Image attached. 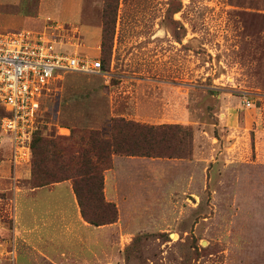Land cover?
<instances>
[{"label": "rangeland", "instance_id": "rangeland-1", "mask_svg": "<svg viewBox=\"0 0 264 264\" xmlns=\"http://www.w3.org/2000/svg\"><path fill=\"white\" fill-rule=\"evenodd\" d=\"M69 1L39 29L0 22V32L53 33L64 48L102 63L98 75L52 81L36 147L72 144L125 118L187 130L191 156H122L138 158L120 176L133 196L120 205L123 231L96 233L90 254L59 239L48 244L46 228L34 244L41 252L28 248L15 230L13 186L1 187L0 264H62L72 251V264H264V164L255 158L264 143V0H82L79 21ZM0 155L4 179L31 186L24 174L36 152L25 168L13 166L9 148L0 146ZM87 210L98 221L111 216L95 204Z\"/></svg>", "mask_w": 264, "mask_h": 264}, {"label": "trees", "instance_id": "trees-1", "mask_svg": "<svg viewBox=\"0 0 264 264\" xmlns=\"http://www.w3.org/2000/svg\"><path fill=\"white\" fill-rule=\"evenodd\" d=\"M3 115L4 110L1 108L0 118ZM103 129H108V133L105 134ZM37 133L38 131L31 144V165L35 152L37 159L29 185L40 188L73 180V190L82 216L86 222L96 227L117 221L116 206L106 202L104 197V175L111 169L115 155L159 159H187L191 156L192 136L177 125L147 126L125 118H113L100 128L82 135L72 144L51 141L47 150L36 147ZM48 161L57 169L43 167ZM86 203L95 204L98 210L110 213L111 216L106 221H98L97 215L88 212Z\"/></svg>", "mask_w": 264, "mask_h": 264}, {"label": "crops", "instance_id": "crops-1", "mask_svg": "<svg viewBox=\"0 0 264 264\" xmlns=\"http://www.w3.org/2000/svg\"><path fill=\"white\" fill-rule=\"evenodd\" d=\"M45 2L46 0H0V22L5 23L10 19L17 22L20 20L19 22L24 27L39 29L45 25L47 21H50L51 15L59 12L60 9L64 7V0H51L50 2H46V6ZM69 2L72 5L71 9L76 7L77 21H79L81 18L82 0H70ZM49 3H51V8L49 9L48 7L49 12H47L46 8L49 6ZM68 5L69 3L66 2V6ZM73 5L75 7H73ZM33 6H36V12L31 13V16H29L30 14L26 12V10ZM25 7L26 9H24ZM20 9H23L25 12L21 13L25 14H21L19 17L20 13L18 14V11ZM258 145L259 147L255 149V158L258 162L264 164V143L260 142ZM1 147L8 148L6 145H1ZM131 159L138 158L115 156L113 168L105 173V201L116 205L119 209V213L115 223L96 227L86 222L83 218L71 182L65 181L40 188H32L31 186L18 187L16 183L11 185L9 180L4 179L6 177L4 174L7 163L3 160L2 155H0V188L13 186L16 210L15 230L23 244H27L28 248L31 247V250L33 249L34 251L41 252L39 250L40 248L35 247L34 244L41 245L44 242L41 229L46 228L48 231L46 240L48 244H52L59 239L60 242L65 243L67 248L68 246L75 248L76 245H82L86 253L90 254L95 244V239L93 237L96 236V233L106 232L107 230H111L114 226L119 227L120 231H123L122 221L124 219L120 210V205L128 203L129 199L133 198V196H131V193L127 194V192L124 191L122 183L120 182V176H123L122 171L126 166L125 163L127 161L130 162ZM24 178L26 181L30 180L31 172H26ZM54 224L56 228L53 227ZM50 229L52 231H50ZM91 242L93 244H91ZM65 249L60 253V258L65 256L63 252ZM65 251L70 252L67 249ZM69 254H71L69 257H63L64 259L61 260L62 264H72L71 262L75 256L73 251ZM45 257L51 260L49 256L45 255Z\"/></svg>", "mask_w": 264, "mask_h": 264}, {"label": "built area", "instance_id": "built-area-1", "mask_svg": "<svg viewBox=\"0 0 264 264\" xmlns=\"http://www.w3.org/2000/svg\"><path fill=\"white\" fill-rule=\"evenodd\" d=\"M102 69L100 60L64 48L53 33L0 32V146L10 149L15 168L31 166L40 102L52 81L64 74L94 76Z\"/></svg>", "mask_w": 264, "mask_h": 264}]
</instances>
